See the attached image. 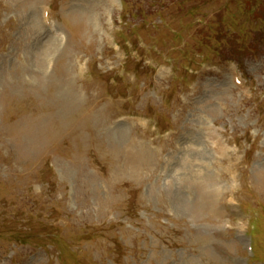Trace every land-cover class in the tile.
Wrapping results in <instances>:
<instances>
[{"label":"rangeland","instance_id":"rangeland-1","mask_svg":"<svg viewBox=\"0 0 264 264\" xmlns=\"http://www.w3.org/2000/svg\"><path fill=\"white\" fill-rule=\"evenodd\" d=\"M124 1L0 0V264H264V0Z\"/></svg>","mask_w":264,"mask_h":264},{"label":"bare ground","instance_id":"bare-ground-1","mask_svg":"<svg viewBox=\"0 0 264 264\" xmlns=\"http://www.w3.org/2000/svg\"><path fill=\"white\" fill-rule=\"evenodd\" d=\"M113 1H115V0H113ZM121 127H124V128H127L126 126H124V125H122ZM200 136V135H199ZM198 135H196L195 133H194V135L192 134L190 137H189V140H197V138H200ZM215 142H218V141H215ZM214 142V143H215ZM215 146L217 147V152L218 153H220V154H224L225 153V151L222 149V147L220 146V144L219 143H215ZM211 179L212 178V176H211V178H210V176H209V173H206V175H205V179ZM212 180V179H211Z\"/></svg>","mask_w":264,"mask_h":264}]
</instances>
